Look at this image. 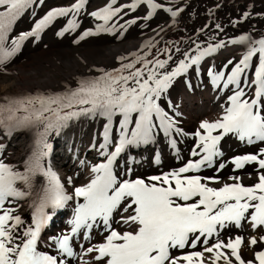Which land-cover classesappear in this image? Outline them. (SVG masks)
Returning a JSON list of instances; mask_svg holds the SVG:
<instances>
[{"label":"snow or ice","instance_id":"6c2138e0","mask_svg":"<svg viewBox=\"0 0 264 264\" xmlns=\"http://www.w3.org/2000/svg\"><path fill=\"white\" fill-rule=\"evenodd\" d=\"M42 4L43 0H0V70L21 51L25 41L31 38L36 43L59 19L66 22L55 32L56 37L77 33L86 0L50 7L35 18V10ZM138 6H146V14L117 23L125 9L134 12ZM29 10V18H34L31 27L12 35L18 20ZM158 10L168 14V21L153 29L154 35L144 39L137 49L117 56L115 67H95V75L76 77L75 86L64 82L60 91L37 90L0 97V131L8 136L17 131L31 134L22 170L0 160V264H70L78 256L80 264H254L241 256V235H229L225 241L219 234L230 225L240 228L243 221H248L253 230L264 228V146L225 158L221 141L231 135L241 144L264 145V34L253 37V26L234 36L225 33L221 38L216 31L205 34L209 28L205 23L192 37L164 41L161 34L178 27L183 4L177 6V0H129L120 4L106 0L102 7L86 12L94 27L79 31L71 42L78 44L87 37L112 34L117 29L122 36L129 25L138 21L144 22L139 25L141 29L146 28ZM212 11L209 9L210 18ZM252 15L244 11L238 18H231L230 24L236 27ZM255 15L264 17V13ZM212 27L223 32L220 23ZM202 34L203 41L199 40ZM226 45L243 46L239 60L229 59L219 70L213 65L206 68L213 88L222 92L231 87L226 106H221L218 119L201 120L194 132L186 133L178 125L175 117L179 113L171 102L168 108L173 114L165 111L159 101L167 99L169 87L180 76L191 88L189 71L194 70V75L200 77L202 61ZM248 89H252L251 94ZM80 120L102 124L93 129L87 145L99 160L88 164L87 182L68 192L49 159L53 147L50 137L53 133L59 136ZM161 133L177 159L180 156L175 138H193L190 158L177 168L132 178L133 157L127 155L128 164L123 167L118 161L132 149L154 145ZM80 163L85 165V160ZM153 163H160L159 151ZM228 166L233 172L252 166L255 182L245 185L238 175L222 181L219 173ZM201 169H214V173L201 176ZM248 175L253 178L252 173ZM68 184L72 185L71 177ZM26 199L31 212L27 226L15 214L19 207L16 202ZM73 200L68 229L41 240L52 216L47 210L64 208ZM121 205L130 214H121L119 222L135 225L132 230L120 232L112 227L113 214ZM94 227L106 234L101 242L92 244L90 233ZM213 238L215 242L209 244ZM85 242L89 243L87 248L83 247ZM247 242L249 246L258 242L262 245L254 252V260L255 264H264V234L258 239L251 236ZM77 244L79 252L75 250ZM41 245L48 250H42ZM197 247L200 250H195ZM88 253L95 254L92 261L83 259ZM205 253L209 254L207 259Z\"/></svg>","mask_w":264,"mask_h":264},{"label":"bare ground","instance_id":"6f19581e","mask_svg":"<svg viewBox=\"0 0 264 264\" xmlns=\"http://www.w3.org/2000/svg\"><path fill=\"white\" fill-rule=\"evenodd\" d=\"M37 2H39V0H37ZM72 2L73 0H43L42 6L35 10V18H39V16L43 15L50 7L68 5ZM128 2L129 0H117V4ZM160 2L163 3L165 0H160ZM105 3L106 0H86V12L102 7ZM180 4H183V11L178 16V27L176 29H167L162 33L161 35L164 41H175L184 36L192 37L195 30L197 28H202L205 23L209 24V28L205 29V34H211L212 31H216L217 35L221 38H223L225 33L229 36H234L240 32L248 31L253 26L256 29V31L252 33L253 37L264 34L261 32V30H264V17L255 15L256 13H264V0H177V6ZM217 5H219V7H216ZM209 9L213 10L211 18L208 14ZM244 11H249L253 13V15L240 22L236 27H232L230 19L238 18ZM86 12L78 18L80 24L77 33L71 35L66 34L64 37L60 38L54 36L53 33L59 30L64 23L63 19H59V22H54L53 25L49 26L51 29L45 33L42 42L46 43L45 48L42 46L34 47L29 45L23 56L7 67L10 74H4V71H0V94L7 92L14 86L27 89L35 87L62 88L64 82L74 85L75 78L78 76L95 75L96 73L93 70L95 67H115L117 65V56L127 55L128 52L137 49L144 39L154 35L153 29H157L158 25L163 26L169 19L167 13L158 10L147 22L148 26L146 28L141 29L139 25L144 22L138 21L136 25H129L122 36H120V30L117 29V31L112 34L102 33L87 37L78 44H72L71 41L75 39L79 31H83L88 27H94L93 19L88 17ZM124 13L125 14L121 15L117 23H123L124 20L132 18L133 16H143L146 14V6H138L134 12H127L125 9ZM29 17L30 12L22 16L16 23V27H18L19 31H26L31 27L34 18L30 19ZM215 23L221 24L223 32L217 31L212 27ZM117 36H120V38L117 39ZM156 39H159V37H156ZM199 40H205V35H200ZM159 46L163 47L164 44L161 43ZM225 47L227 48L224 55L216 53L215 56H211L212 59L205 58L202 61L200 66L202 75L200 77L194 75V70L189 71L187 78L191 84V88L185 84L184 76H180L176 78L169 87L167 99L159 101L161 107H163L165 111L173 114V110L168 108V104L171 102L175 112L179 113V115L175 117L178 121V125L186 133L194 132L201 120L211 122L218 119L222 112L221 106H226L227 96L231 94V87L229 86V88H226L222 92L218 91V89L211 86L206 75L207 66L213 65L219 70L227 60H239L240 55L244 51L241 45H226ZM255 62L256 60L254 58L252 67L249 69L248 73L249 84H251L252 81L251 73L254 70ZM228 70H230V67ZM249 74H251V77H249ZM10 75L11 77H8ZM241 83H243V81H241ZM219 87L223 86L221 85ZM251 91L252 89H248L249 94H251ZM98 126H102V124L98 125L97 122L80 120L75 122L69 134L72 136L82 135V137L79 136L81 139L89 134L87 138L91 139L93 129ZM163 137L162 133L159 134L156 142ZM175 139L177 141V151L181 152V160L172 161L171 158L166 155L165 161H161L153 171L145 170L146 175H142V178H146L153 174H159L162 171H168L190 158V152L195 140L190 136H177ZM24 141V135L13 137L8 142V149L20 154L23 151L24 145L22 146V143L24 144ZM156 142L148 149L150 152H142L144 151L143 148L139 147L130 150L128 155L133 157V162L136 164L144 163V166H147V158H153L157 151H159L160 154L170 152L167 140L160 144ZM75 144L79 143L76 141ZM224 144L226 151L224 155L225 158L244 152H254L259 146H264L257 142L254 145H249L254 148H248L249 146L241 144L231 135L222 139L221 146ZM4 162L15 165L16 167L18 164H13L9 161ZM213 173L214 171L203 174L199 172L201 176H209ZM249 173H252L253 178H249ZM133 175L135 177L140 176L136 173ZM219 175L222 181H227L229 175H238L241 177V182L245 185L255 182V173L252 166H246L244 169L237 170L236 172H233L231 166H228L223 169ZM26 200L16 202L19 204V207L15 213L20 215L25 221V226L30 222V218L27 214V206L25 204ZM246 222L248 221H243L241 226ZM112 225L119 226L116 223H112ZM241 226L240 228H236L235 225L226 227L223 232H220L219 238L226 241L229 235H241L243 237L240 249L241 256L244 260L252 259L255 264L254 252L260 250L262 245L258 242L256 245L249 246L247 241L251 236H255L258 239L260 235L264 234V230L260 231V229H262L261 227H258L256 230L252 229L251 233L247 234V239H244ZM213 242H215L214 238L209 240V244ZM195 250H200V248L197 247ZM86 256L87 254L84 259ZM207 257L208 256L205 255L206 259ZM92 264H94V262H92Z\"/></svg>","mask_w":264,"mask_h":264},{"label":"rangeland","instance_id":"374dc122","mask_svg":"<svg viewBox=\"0 0 264 264\" xmlns=\"http://www.w3.org/2000/svg\"><path fill=\"white\" fill-rule=\"evenodd\" d=\"M12 88H13L12 90H17V89H19L18 87H15V86H14V87H12Z\"/></svg>","mask_w":264,"mask_h":264}]
</instances>
